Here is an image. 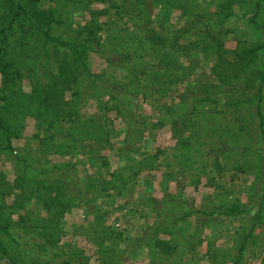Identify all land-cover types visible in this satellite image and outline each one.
Instances as JSON below:
<instances>
[{"label":"trees","instance_id":"trees-1","mask_svg":"<svg viewBox=\"0 0 264 264\" xmlns=\"http://www.w3.org/2000/svg\"><path fill=\"white\" fill-rule=\"evenodd\" d=\"M37 1L18 0L9 24L0 28V107L3 99L10 98L7 84L13 79L11 68L15 66L14 61L4 60L9 37L14 35L15 24L11 23L22 15L30 23L28 28L42 37L34 70L36 96L27 109L37 122L45 124L42 133L36 131L27 139L30 147L26 153L16 155L19 168L13 181L5 180L0 172V259L4 264H91L75 243L63 241L67 234L64 218L73 208L93 216L83 233L97 248V264H125L142 247L150 256L149 264H249L259 249L258 241L251 242L255 230L258 225L262 228L260 233L264 229V182L260 183L255 199L244 208L237 203L219 210L217 215H225L228 220L243 219L249 213L254 218L249 228L227 225L228 232L234 225L229 247L217 245L218 237L211 238V231L206 233L205 229L211 226L188 224L190 217H209L213 211L194 208L179 190L170 192L168 182L174 180V173H164L161 198H146L145 205L154 214L153 220L135 237L106 225L105 211L91 203L87 194L97 191V196H102L110 189L121 193L129 180L154 166L158 157L163 165L174 167L176 174L199 180L194 172L204 171L211 153L203 149V141L192 139L195 132L191 129L200 114L214 105L218 106V113L242 114L240 121L248 112L258 127L255 143L264 149V62L256 71L258 84L252 95L236 101L232 98V104L215 98L220 93L219 84L227 86L230 75L238 77L247 70L253 74L252 70L257 69L251 64L255 55L264 59V22L258 18L264 0H250L249 9L245 10L236 4L237 0H86L87 5L96 2L102 6L88 8L92 18L70 38L52 34L50 23L56 20L52 9L35 8L29 12L23 6V2ZM174 11L184 19V25L170 29L164 25V19ZM102 16L106 17L103 21L99 20ZM243 17L247 24L239 23ZM241 35L254 37L255 43L242 46ZM229 36L237 42L231 50L224 47ZM90 52L103 58L101 71L91 69ZM200 52L205 56L211 54L215 62L210 72L218 71L216 77L221 82L217 86L203 84L200 94H195L194 84L187 81L203 61ZM140 99L154 106L153 116L136 111ZM90 100L97 102L96 110L103 113V122H98L95 112H85ZM17 108L21 114H27L24 106ZM111 111L122 123L119 131L109 125L106 114ZM163 126L169 127L174 140L169 148L157 149L152 158L144 156L137 161L130 157L145 132ZM244 126L245 123L234 131L242 133ZM0 130L6 139L0 152L12 150L11 135L22 130L12 132L6 128L1 113ZM219 130L221 133L220 127ZM119 134H123L125 147L118 156L126 162L111 170L103 152L106 149L100 145H108ZM196 148L201 149L199 160L191 154ZM250 150L243 146L240 153ZM213 154L216 160L225 152L220 149ZM191 160L196 163L189 169L187 163ZM197 162L204 164L198 167ZM202 243L205 250L200 254L198 247ZM260 264H264V256Z\"/></svg>","mask_w":264,"mask_h":264},{"label":"rangeland","instance_id":"rangeland-1","mask_svg":"<svg viewBox=\"0 0 264 264\" xmlns=\"http://www.w3.org/2000/svg\"><path fill=\"white\" fill-rule=\"evenodd\" d=\"M249 1L250 0H237L236 4L240 5V7L242 6L245 10L249 9ZM17 3L18 0H0V28L9 24L13 12L17 10ZM35 3L23 2V6L29 12L34 11L35 8L40 11L52 9V17L54 16L56 18L54 22L50 23L52 34L69 38L75 37L80 27L89 22L90 18H92V16H90L91 9L100 8L102 6L100 3L96 2L87 5L86 0H38ZM88 8H90L89 11L87 10ZM238 8L237 6L235 9L237 13H239ZM242 15L243 13H241V16ZM245 17L239 18L241 19L239 23L247 24ZM258 18L264 22V7L261 8ZM105 19V16L99 18V20L102 21ZM11 24H15L13 27L14 35L9 37L8 52L4 60L14 61L15 66L11 68L13 79L7 84V92L10 98L2 100L0 113L3 114V122L6 128L12 132H16L19 129L22 131L16 136L11 135L12 150L6 149L0 152V172L3 178L10 182L13 181L18 173L19 166L17 163L19 162L16 155L20 154V152L26 153L27 147H30L26 144L27 139L31 138L36 131L42 133L45 128V124L37 122L32 115L28 114L30 110L27 109L29 104H31L32 98L36 96L34 86L37 82L34 78V70L37 68L42 37L37 31L28 28L30 23L22 15L16 17ZM164 25L170 29H177L184 25V19L180 17L178 11H174L171 16L169 15L164 19ZM240 38L242 39V46L255 43L254 37L250 36V38H248L246 35H241ZM236 43V39L233 36H229L228 39L224 41V47L231 50L237 46ZM200 56L203 61L200 65H197L199 68L195 70L194 74L189 77V81H187L194 84V92H197L195 94H200L204 88L203 84L207 83L217 86L220 81L218 76L216 77V74H220L218 71L210 72V68L211 66L213 67L215 62L211 54L205 56L204 53L200 52ZM88 61L91 69L95 72L101 71L104 67L103 58L94 52L89 53ZM263 62L264 59L262 56L255 55L252 58L251 64L257 66V69L252 70L253 74L251 75L252 72L247 70L245 72H240L238 77L230 75L227 79V86L222 83L219 84V89L217 91H220V93L216 95L215 98L227 100L229 101L227 103L232 104V102L243 99L247 95H252L256 91L258 84L256 71L262 67ZM1 86L2 75L0 72V96L2 95ZM68 95V92L65 93L66 99ZM232 98H234V101ZM96 104V101L90 100L85 107V112H96ZM17 106H24V110L27 114H21ZM135 107L136 111L140 114L144 113L150 116H153L156 111L154 106L150 105L148 101H138ZM240 109L241 107L238 106L237 110ZM218 112L219 108L217 105L211 106L210 110L200 114V117L193 122L195 126L191 129L195 132L192 139L203 141L205 143V148L203 149H207L211 153L208 155L211 156L210 163L208 162V164L204 165V171L197 170L194 172L196 178L200 176L199 180H189L185 175L178 174L179 180H177L178 184L176 188L179 189L182 196L188 198L189 204L194 208L213 211V214L209 217L202 215L190 217L188 224L200 227L211 226L209 229H205L206 233L211 231V238L218 237L216 240L217 245L229 247L233 242L231 230L234 225L229 228L230 232L225 229L227 225L232 223L242 224V226L249 228L251 226V220H254V218L249 213L245 215L243 219L234 221V219L228 220L225 215L218 216L217 214L220 213L219 210H223V207H227L229 204L234 205L239 203L241 205L240 207L244 208L248 202L255 199V194L259 191L260 183L264 182V149L261 145L255 143V133L258 127L256 121L251 118L248 112L243 115L242 121H240L239 118L242 114L238 112H227L226 114L221 111L220 113ZM109 114L115 115L114 111H111ZM243 123H245L244 132H235L234 130L243 126ZM219 127L221 128V133ZM156 130L158 131L154 133L148 131L149 134H152V137H155L150 143L161 147L171 146L173 144L174 140L167 127ZM222 130H226V132L223 133ZM203 132H205L206 135L203 136ZM5 143V134L0 130V147ZM243 146H249L251 150L245 154H241L240 149ZM220 149L224 150L225 155L221 158L217 157L215 160L213 151H218ZM195 150V152L191 153L192 157L194 160H199L201 149L198 151L196 148ZM103 152L109 157H112L108 150ZM194 160L187 163L189 169L192 168V164L196 163ZM214 161L216 164L219 163L220 166L216 167ZM197 164L199 167L204 163L197 162ZM208 168L211 169L208 171ZM192 173L193 171L191 174ZM203 174L206 175L207 179L202 176ZM193 182H197V184L194 185ZM172 187L173 184L171 185V188ZM10 200L11 198L9 197L8 201ZM262 226L264 228V221ZM66 227L67 225H65V228ZM66 230H68V227ZM261 230L262 228L258 225L257 230H255V238L253 237L251 240V242H259V249H257L255 259H250L249 264H260L264 256V229L262 233H260ZM221 231L222 233H220ZM63 241L73 242L79 248L84 247L86 252L90 255L94 253L88 245L80 244L78 238L73 236V233L67 232ZM198 250L199 253L202 254L205 250V243H202L198 247ZM249 251L250 244L247 251L248 253L246 254L248 258L251 254ZM0 264H4L1 259ZM200 264L208 263L201 262Z\"/></svg>","mask_w":264,"mask_h":264},{"label":"crops","instance_id":"crops-1","mask_svg":"<svg viewBox=\"0 0 264 264\" xmlns=\"http://www.w3.org/2000/svg\"><path fill=\"white\" fill-rule=\"evenodd\" d=\"M94 114H96L98 122L104 121L103 113L97 111ZM106 117L108 119L109 125L111 124L110 126H112L115 131H119V128L122 125L120 119L116 118L115 115L113 116L110 114H106ZM166 127L167 126H163L162 128ZM167 129H169V127H167ZM148 131H152V133H154L158 130L150 129ZM148 131L145 132L143 139H141V142L136 146L135 154H133V156L130 155V157H135L136 160H139L143 159L144 156L151 157L159 148H169V146L161 147L150 143L155 137H152V134H149ZM122 138L123 134H119L116 136L114 135V137L111 139V143L108 145H100L97 143L101 146V148L110 152L112 157L107 155V159L109 161L111 170L119 169L121 164L126 162L122 161V158L118 156V153L123 152L125 147L123 145ZM68 159L73 160L74 158L66 157V160ZM154 162V166H152L150 169L141 171L136 175L134 180H129L121 193L110 189L107 193H103L102 196H97V191L89 192L87 194V199L91 203L101 206L105 211L106 225L117 227L119 230L123 231L125 235L129 237H135L143 232L146 229V226L149 225L153 220L154 214L148 212L145 205L146 198L148 196H153L156 198L162 197L163 191L160 187V183L161 180H163L164 173L175 174L174 180L168 182V190L170 192H177V190H179L176 188L178 184L177 180H179V173L176 174L174 167L163 165V162L161 159H159V157L158 159L156 158ZM172 184L173 187L171 188ZM64 221L65 225L68 227L67 232L73 233V236L78 238V242H80V244L88 245L91 251L94 252L90 255L86 252L84 247H80L89 257L90 263L97 264L99 259L97 248L84 236L83 233L85 230H87L86 226L93 221V216L90 214L86 215L81 208H73L65 215ZM149 261V254L146 252L145 247H142V249L138 250L130 260L125 261V264H149Z\"/></svg>","mask_w":264,"mask_h":264}]
</instances>
